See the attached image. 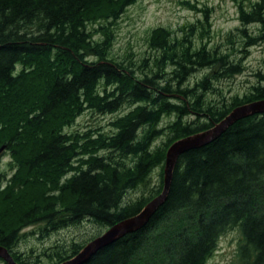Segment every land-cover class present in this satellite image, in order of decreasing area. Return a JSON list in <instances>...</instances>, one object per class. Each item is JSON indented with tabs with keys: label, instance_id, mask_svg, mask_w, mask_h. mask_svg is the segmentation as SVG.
Here are the masks:
<instances>
[{
	"label": "trees",
	"instance_id": "obj_1",
	"mask_svg": "<svg viewBox=\"0 0 264 264\" xmlns=\"http://www.w3.org/2000/svg\"><path fill=\"white\" fill-rule=\"evenodd\" d=\"M132 3L0 0V148L10 153L12 168L10 175L0 173V245L20 264H61L87 244L73 242L41 262L15 249L26 228L40 225L49 234L89 219L108 229L136 215L162 193L175 141L264 99V71L243 96H208L218 92L216 81L244 67L243 57L204 41L209 7L183 37L157 30L151 38L156 55L139 63L114 56L110 33L95 41L89 24L119 18ZM239 8L241 25L229 40L240 36L247 52L264 42V0ZM252 23L260 26L257 33L249 32ZM201 69L208 72L190 82ZM127 104L109 133L67 130L86 111L116 113ZM161 136L166 140L159 142ZM136 188L144 194L125 202ZM234 228L241 234L239 264H264V113L241 118L183 153L168 196L147 225L80 264H208Z\"/></svg>",
	"mask_w": 264,
	"mask_h": 264
},
{
	"label": "rangeland",
	"instance_id": "obj_2",
	"mask_svg": "<svg viewBox=\"0 0 264 264\" xmlns=\"http://www.w3.org/2000/svg\"><path fill=\"white\" fill-rule=\"evenodd\" d=\"M256 0H134L119 18L113 20H101L98 23L89 24L92 38L100 41L104 38V33L111 35L110 51L114 56L123 58L132 56L134 61L141 62V59L157 52L151 46V38L161 27L167 28L176 37H183L188 32V27L195 24L199 26L203 20L202 11L204 7L211 9L210 13V35L204 39L209 46L218 45L221 51L229 52L233 59L242 58L243 70L228 78L215 82L218 92L210 91L208 96L213 100H221L223 96L231 100L233 96H243L251 87L256 84L257 71H264V42L252 45L247 52L240 50L242 47L241 37L234 38V42L229 40L230 34L237 33V28L241 25L239 19V7L243 5L247 9ZM193 5L195 7L190 6ZM103 25V26H102ZM106 28V29H105ZM260 26L257 23L248 25L250 33H257ZM236 37V36H235ZM198 42L197 36L193 39ZM200 43V38H199ZM208 69L196 71L193 80L204 76ZM130 105H125L116 113L99 114L86 111L81 114L73 125L67 127L68 131L87 132L90 130L111 132L112 121L130 109ZM173 116L165 117L163 123H167ZM166 140V136H161L158 141ZM10 153L2 151L0 154V173L10 175ZM158 178V169L151 174V181ZM41 188H31V192H37ZM141 188L128 191L124 201H130L143 195ZM106 227L86 219L78 225H72L49 234H43L40 225L26 228L24 234L19 238L15 249L23 254L29 255L31 259L41 262H51L49 254L53 251L68 247L73 242L88 243L92 239L106 231ZM241 234L234 228L225 233L219 240L218 248L210 257L208 264H239V242ZM2 264V261H0Z\"/></svg>",
	"mask_w": 264,
	"mask_h": 264
},
{
	"label": "water",
	"instance_id": "obj_3",
	"mask_svg": "<svg viewBox=\"0 0 264 264\" xmlns=\"http://www.w3.org/2000/svg\"><path fill=\"white\" fill-rule=\"evenodd\" d=\"M262 113H264V99L248 102L235 107L225 118L215 123L212 127L175 141L169 147L166 154L164 189L162 193L150 200L139 213L110 226L104 233L88 242L77 255L61 264H80L87 260L98 249L105 247L128 233L135 232L147 225L157 209L165 202L171 187L174 168L179 157L183 153L212 142L235 121ZM4 148V146L0 148V154ZM0 257L9 264H20L14 259L11 252L3 246H0Z\"/></svg>",
	"mask_w": 264,
	"mask_h": 264
},
{
	"label": "bare ground",
	"instance_id": "obj_4",
	"mask_svg": "<svg viewBox=\"0 0 264 264\" xmlns=\"http://www.w3.org/2000/svg\"><path fill=\"white\" fill-rule=\"evenodd\" d=\"M1 246V245H0ZM2 248V247H1ZM1 258V257H0Z\"/></svg>",
	"mask_w": 264,
	"mask_h": 264
}]
</instances>
